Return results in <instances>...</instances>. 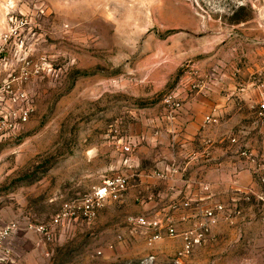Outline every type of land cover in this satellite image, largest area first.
Instances as JSON below:
<instances>
[{
    "label": "rangeland",
    "instance_id": "obj_1",
    "mask_svg": "<svg viewBox=\"0 0 264 264\" xmlns=\"http://www.w3.org/2000/svg\"><path fill=\"white\" fill-rule=\"evenodd\" d=\"M0 45V82L25 58L42 68L24 84L29 121L0 142V226L50 222L119 173L138 123L187 95L243 76L264 93V0H0ZM260 208L219 217L179 258L181 235L148 246L111 202L91 222L61 224L53 241L19 231L7 264H264Z\"/></svg>",
    "mask_w": 264,
    "mask_h": 264
},
{
    "label": "crops",
    "instance_id": "obj_2",
    "mask_svg": "<svg viewBox=\"0 0 264 264\" xmlns=\"http://www.w3.org/2000/svg\"><path fill=\"white\" fill-rule=\"evenodd\" d=\"M234 83L230 89L222 85L187 95L185 104L165 108L166 116L155 123H138L131 132L135 146L127 156L132 163L121 159L118 166L128 178L120 201L127 216L161 218L182 232L199 209L215 204L227 210L221 219L227 214L238 218L254 204L264 210L254 195L261 189L255 164L241 154L248 150L257 162L264 160V123L257 115L264 93L252 88L250 76ZM207 116L218 122L207 124ZM183 202L190 206L174 208Z\"/></svg>",
    "mask_w": 264,
    "mask_h": 264
},
{
    "label": "built area",
    "instance_id": "obj_3",
    "mask_svg": "<svg viewBox=\"0 0 264 264\" xmlns=\"http://www.w3.org/2000/svg\"><path fill=\"white\" fill-rule=\"evenodd\" d=\"M4 47L0 45V72L6 69L7 64L3 58ZM42 70L40 64L32 65L25 58L21 61L18 70L9 74L8 79L0 82V142L12 138L20 128L26 124L34 111L29 105L25 106L28 93L24 84L33 76H37ZM178 107V104H177ZM260 123H264V101L259 104L257 113ZM207 124H216L218 121L213 116L205 118ZM236 141V139H233ZM126 152H132L131 146H124ZM241 154L255 164V171L258 182L261 186L259 192L254 195L259 203L264 205V160L257 162L252 153L242 150ZM124 164L131 165V157L124 159ZM157 176L165 178V174L158 173ZM128 178L124 173H116L105 178L100 184L93 185L81 197L63 204L61 210L55 214L48 223L25 222L11 220L0 226V264H7L13 258L11 239L19 231L32 232L40 236L44 241H53L56 235V228L64 222L82 218L88 222L93 221L100 209L111 202L121 201L128 189ZM188 207L189 202H183L178 207ZM227 210L222 204H215L211 207L199 209L197 218L191 225L181 233L168 221L159 218H148L144 215H128L126 222L135 230H144L148 233L147 245L153 246L156 242L165 237L182 236L183 246L178 252V257L188 256L196 247L201 246L209 238L213 226L217 223L222 212ZM235 213V211H231Z\"/></svg>",
    "mask_w": 264,
    "mask_h": 264
}]
</instances>
